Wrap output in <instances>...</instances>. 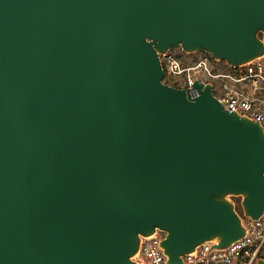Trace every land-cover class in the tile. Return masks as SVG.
I'll return each mask as SVG.
<instances>
[{"label":"water","instance_id":"1","mask_svg":"<svg viewBox=\"0 0 264 264\" xmlns=\"http://www.w3.org/2000/svg\"><path fill=\"white\" fill-rule=\"evenodd\" d=\"M178 48L263 58L264 0H0V264H137L157 230L181 264L264 213L263 128L164 84Z\"/></svg>","mask_w":264,"mask_h":264},{"label":"built area","instance_id":"2","mask_svg":"<svg viewBox=\"0 0 264 264\" xmlns=\"http://www.w3.org/2000/svg\"><path fill=\"white\" fill-rule=\"evenodd\" d=\"M204 53V52H203ZM179 58L168 50L159 55L163 70L162 82L183 77V85H169L185 89L188 100L198 97L195 81L210 83L213 95L229 112H235L254 120L264 130V62L262 58L242 66L230 67L222 72H214L205 55L195 62L184 65V54ZM183 60V61H182ZM186 61V59H185ZM244 235L223 249L207 242L197 246L192 252L182 256L181 264H259L264 249V213L257 220L242 218ZM165 233L157 230L148 237H142L137 253L132 260L137 264H167V258L160 247Z\"/></svg>","mask_w":264,"mask_h":264},{"label":"rangeland","instance_id":"3","mask_svg":"<svg viewBox=\"0 0 264 264\" xmlns=\"http://www.w3.org/2000/svg\"><path fill=\"white\" fill-rule=\"evenodd\" d=\"M173 53L176 56H178L179 58H182L183 56H185L184 55L185 53L180 48L173 50ZM204 55H205V53H203V52H196V53L188 55V57H186V58H183L184 61L183 60L182 61H183L184 65H187L189 60H190V62H195L197 59L202 58ZM205 56H207V58L209 59L210 67L214 72H222L227 68L226 64L223 61H215L212 59L211 55H205ZM185 59H186V61H185ZM262 62H264V57L262 58ZM166 83L169 85L174 84V85L182 86L183 85V77H178V78L171 80V81H168ZM228 199L230 201H232L234 204H235V201L241 200V198H239V197H229ZM263 256H264V249L262 251V255L260 258V264H264V257Z\"/></svg>","mask_w":264,"mask_h":264},{"label":"trees","instance_id":"4","mask_svg":"<svg viewBox=\"0 0 264 264\" xmlns=\"http://www.w3.org/2000/svg\"><path fill=\"white\" fill-rule=\"evenodd\" d=\"M239 202H240L239 200L235 201V209L238 212V214L242 217V212H241V208H240Z\"/></svg>","mask_w":264,"mask_h":264}]
</instances>
